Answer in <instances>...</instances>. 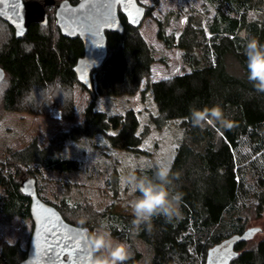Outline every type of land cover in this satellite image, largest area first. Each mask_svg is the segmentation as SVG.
<instances>
[{
  "label": "trees",
  "instance_id": "obj_1",
  "mask_svg": "<svg viewBox=\"0 0 264 264\" xmlns=\"http://www.w3.org/2000/svg\"><path fill=\"white\" fill-rule=\"evenodd\" d=\"M67 1L76 4L79 0ZM207 1L215 6V11L206 30L187 20L176 39L165 35L161 26L157 31V38L167 49L176 48L181 53L188 73L148 86L157 108V114L149 119L153 127L161 129L167 121L180 119L183 129L177 148L178 163L166 178L168 190L175 198L174 213L154 215L145 221L106 210L99 212L98 225L85 220L77 222L67 217L58 203L43 201L36 188L38 197L54 207L67 223L86 228L89 234L100 226L127 243L130 251L124 264H136L140 259V253L133 247L135 241L149 249L148 264L180 261L195 264L197 254L200 264H224L223 261L264 264V237L246 247L262 229L247 228L244 217L248 198H256L257 215L264 208V90L256 89L248 79L245 55L249 39L255 38L264 45V0ZM252 11L260 13L250 17ZM119 17L125 32L131 26L121 14ZM46 25L30 24L19 38L7 26L9 36L0 46V68L4 71L3 80L9 83L3 94L5 109L16 111L23 97L33 89L67 88L77 82L72 68L83 54L81 41L63 38L59 30H55L54 36L48 34ZM112 35L117 34L106 32L107 40ZM140 45L142 55L138 61L148 72L154 59L150 48L143 42ZM133 66V62L128 64L126 74ZM88 92L91 101L80 124L54 136L44 148L32 143L0 163V212L29 217V198L19 190L22 180L32 178L36 183L40 169L57 172L77 169L76 161L55 158L53 154L67 138H90L102 132L94 123L93 88ZM193 110H206L207 119L195 124L191 117ZM214 111L220 115H213ZM110 138V144L117 147L115 139ZM31 166L25 178L15 180L18 168ZM158 169L152 166L135 174L138 178L147 176L155 180ZM25 255L26 251H20L17 245L4 244L0 264H17Z\"/></svg>",
  "mask_w": 264,
  "mask_h": 264
},
{
  "label": "rangeland",
  "instance_id": "obj_2",
  "mask_svg": "<svg viewBox=\"0 0 264 264\" xmlns=\"http://www.w3.org/2000/svg\"><path fill=\"white\" fill-rule=\"evenodd\" d=\"M61 1L55 0V3ZM136 2L146 9L139 27H129L121 35H112L107 40V58L101 68L91 74L95 95L94 123L102 132L90 138H67L63 146L54 152L55 158L76 161V170L57 172L40 169L35 177V188H38L43 201L58 203L67 217L77 222L85 220L95 225L99 222V212L106 210L116 215L134 216L128 207V201L133 197L122 183L123 179L129 175L136 176L138 170L159 167L162 161L168 163L170 171L179 160L177 148L183 136L181 120H169L161 129L153 127L149 119L157 114V108L148 86L154 81L188 73L189 68L176 48L167 49L157 38V31L161 26L165 35L176 39L187 20L206 30V24L214 16L215 6L207 0ZM45 9L48 23L44 29L54 36L55 30H58L54 18L55 8L51 5ZM258 13L252 11L250 17ZM6 25L0 20V46L9 36ZM142 42L150 48L154 59L148 72L138 61L142 55ZM130 62L134 66L126 74ZM8 84L7 79L0 83V163L5 162L9 154L23 151L32 143L39 148L48 146L54 136L68 132L83 121L85 107L91 101L88 90L76 82L67 88L57 86L33 89L23 97L21 107L16 111L8 110L3 103V94ZM69 90L70 98L64 96ZM110 137L115 139L117 147L110 144ZM31 170L32 166L18 168L17 174H14L15 180L25 178ZM256 202V198H248L245 202L246 227L262 231L256 233L246 247L264 237V208L257 215L254 211ZM31 228L30 217L0 212V251L4 244L17 245L20 251H26ZM98 229L101 227L93 231ZM133 244L141 255L136 264H148L150 251L147 246L139 241ZM194 263L200 264L198 254ZM174 264L191 263L180 261Z\"/></svg>",
  "mask_w": 264,
  "mask_h": 264
},
{
  "label": "water",
  "instance_id": "obj_3",
  "mask_svg": "<svg viewBox=\"0 0 264 264\" xmlns=\"http://www.w3.org/2000/svg\"><path fill=\"white\" fill-rule=\"evenodd\" d=\"M15 2L16 0H8L7 4H0V20L13 29L15 38L21 37L30 24L46 25L48 18L45 7L55 4L54 0H43L42 3L36 0H19L21 7L19 15L16 16L12 12V5ZM137 10H139V15H137ZM119 13L125 18L127 25L137 28L144 18L145 8L139 5L136 0H131V4L127 6L114 3L113 0H79L76 4L64 0L55 4L54 18L61 37L78 38L82 43L83 54L76 60L72 71L77 83L86 90L93 88L92 71L99 68L107 57L106 32L115 34L124 32V25ZM133 16L135 22L131 19ZM103 20H108L109 23H101ZM97 27L99 28L98 34ZM97 44L102 46H97ZM3 78L4 71L0 68V83ZM35 187L36 183L32 178L22 180L19 187L20 193L30 201L28 209L32 221V232L25 258L17 264H79L81 257H85L89 253L88 229L73 226L64 221L54 207L38 197ZM45 209L49 210V213H44ZM51 213L55 215L53 216ZM45 223L50 230L59 233L56 240H59L60 244H54L52 248L48 247L50 243H53V240L44 231ZM38 230L39 237L37 236ZM255 232L256 230L249 234L253 235ZM80 234L84 239L80 242L79 248L71 240L65 239V236L78 237ZM65 243L71 246V252L67 248H64L63 252L61 251ZM57 253L60 254L57 255ZM223 262L226 263V261Z\"/></svg>",
  "mask_w": 264,
  "mask_h": 264
},
{
  "label": "clouds",
  "instance_id": "obj_4",
  "mask_svg": "<svg viewBox=\"0 0 264 264\" xmlns=\"http://www.w3.org/2000/svg\"><path fill=\"white\" fill-rule=\"evenodd\" d=\"M245 55L248 79L254 82L253 86L256 89L264 90V45L258 44L255 38L249 39ZM64 96L70 98L71 90L65 92ZM212 114L220 115L218 111ZM207 116L206 110H193L191 113L195 124H200L207 119ZM168 172V163L162 161L155 173V180L147 176L138 178L135 175H129L123 179L122 183L128 188L129 195L133 197L128 201V207L135 217L146 221L154 215L170 216L174 213L175 198L171 196L167 187ZM137 192L139 195H135ZM87 244L89 253L81 257L79 264H124L129 257L128 244L113 237L106 228L89 234Z\"/></svg>",
  "mask_w": 264,
  "mask_h": 264
},
{
  "label": "snow or ice",
  "instance_id": "obj_5",
  "mask_svg": "<svg viewBox=\"0 0 264 264\" xmlns=\"http://www.w3.org/2000/svg\"><path fill=\"white\" fill-rule=\"evenodd\" d=\"M114 3H120L122 6H127L129 4H131V0H113ZM8 0H0V4H7ZM21 5L19 3V0H16L15 4L12 5V12L14 15L18 16L19 15V9H20ZM83 7V6H82ZM137 15H139V10H137ZM131 19L133 20V22H135V17H131ZM101 23L107 24L109 23L108 20H103L101 21ZM99 28L97 27V34H98ZM97 46H102L100 44H97ZM44 213H49V210L45 209L43 210ZM51 215H55L54 213H51ZM46 218V217H45ZM58 219V218H57ZM44 231L48 233L49 236L52 237L53 243H50L48 245L49 248H52L54 246V244H60L59 240H56V236L59 235V233L55 232L54 230H50L47 226V224H44ZM37 236H40V232L38 230L37 232ZM65 239L67 240H71L73 244L76 245L77 248L80 247V242L84 239L83 235L80 234L78 237H70V236H65ZM64 248H67L69 252L72 251V248L69 244L65 243L63 245V248L61 249V251L63 252ZM86 251V249H84ZM60 253H57V255H59Z\"/></svg>",
  "mask_w": 264,
  "mask_h": 264
},
{
  "label": "flooded vegetation",
  "instance_id": "obj_6",
  "mask_svg": "<svg viewBox=\"0 0 264 264\" xmlns=\"http://www.w3.org/2000/svg\"><path fill=\"white\" fill-rule=\"evenodd\" d=\"M26 1V0H25ZM42 3V2H41ZM55 4H57V3H55ZM55 4L54 5H52V6H54V8H55ZM46 8V7H45ZM55 10V9H54Z\"/></svg>",
  "mask_w": 264,
  "mask_h": 264
}]
</instances>
